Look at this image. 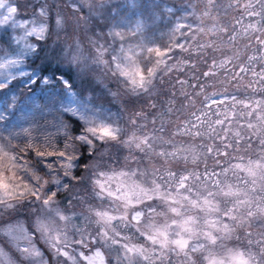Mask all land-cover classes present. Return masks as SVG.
Wrapping results in <instances>:
<instances>
[{"label":"snow or ice","instance_id":"snow-or-ice-1","mask_svg":"<svg viewBox=\"0 0 264 264\" xmlns=\"http://www.w3.org/2000/svg\"><path fill=\"white\" fill-rule=\"evenodd\" d=\"M26 7L0 0V91L47 93L0 96V235L20 264H264V0L166 7L193 23L165 50L139 39L157 0Z\"/></svg>","mask_w":264,"mask_h":264},{"label":"rangeland","instance_id":"rangeland-1","mask_svg":"<svg viewBox=\"0 0 264 264\" xmlns=\"http://www.w3.org/2000/svg\"><path fill=\"white\" fill-rule=\"evenodd\" d=\"M65 0H58V3L63 5ZM123 0H114V3H122ZM157 2L161 3V9L157 13V19L155 23H152L150 20L148 21V26L145 29L143 35L139 38L143 40L144 43L148 44L149 46H158L161 48V50H165L171 43L170 40V32L171 29L175 26L176 23H193L192 18H189L187 21H179L177 19V16L168 14L164 9L166 7H173L174 10L177 12V15L180 14V6L185 3V0H157ZM10 4H16L19 8L18 19H23L26 17H29L31 15L32 9L26 7L27 0H9ZM51 3V0H50ZM3 11V10H0ZM64 11L67 13L66 19L71 17V10L68 8H65ZM83 13L87 14V8L85 7L83 9ZM133 19H136V17H133ZM70 22V21H69ZM52 24V21H50V25ZM5 29L0 28V33H3ZM66 31L70 32L71 30L66 25ZM63 35V33H62ZM190 35L189 38L180 36L177 34V40L180 43H188L190 41ZM32 42H35V38H30ZM81 39L86 44V40H84L83 36ZM138 40L136 38L129 39L128 43L136 44ZM195 43V42H192ZM169 55L172 56V60L169 61V63H173L178 58H188L187 53H182L179 49H175L173 52L169 53ZM28 60L33 61L37 64H42V61H36L34 57H28ZM56 65H52V67H55ZM201 70H206L204 65H200ZM24 70L31 72V66L28 64L24 65ZM64 70H68L67 72H71L72 75V82L74 86H80L81 81L76 77V73L74 70H71L68 67H65ZM67 78V77H66ZM176 78H188L190 82H192L191 79V72L190 70L186 69L184 73L173 71L168 76L164 77V87L169 88V85L174 83ZM178 87V86H177ZM26 82L25 78H17L11 82L8 83L7 89L0 91V96L7 98L8 96L12 94H18L21 96V102H20V108L23 109L25 106L30 105L34 100H36L39 97L47 96L46 92H42L39 88H37L34 92H27L26 90ZM60 89H57V92H59ZM4 126L0 125V130H2ZM6 223V221L0 220V225H3ZM25 226L29 228V230H32V226L30 222L24 221ZM38 247L41 248V251L45 252L46 256L48 255V249L47 245L44 244L43 241H39ZM229 246H232V243L229 244ZM0 249L3 250L4 253H6V257H0V261H3V264H20L19 260V253L14 245V243L6 236L0 235ZM70 264V262H69Z\"/></svg>","mask_w":264,"mask_h":264},{"label":"trees","instance_id":"trees-1","mask_svg":"<svg viewBox=\"0 0 264 264\" xmlns=\"http://www.w3.org/2000/svg\"><path fill=\"white\" fill-rule=\"evenodd\" d=\"M50 21H51V20H50ZM55 67H56V66H55ZM64 71H66V72H67L68 70H64ZM209 91H212V89H209ZM253 158H254V157H253ZM234 162H235V161H234ZM241 175H243V174H241Z\"/></svg>","mask_w":264,"mask_h":264}]
</instances>
